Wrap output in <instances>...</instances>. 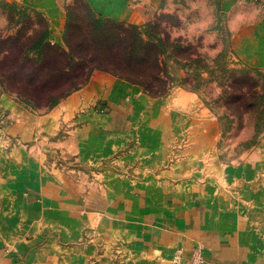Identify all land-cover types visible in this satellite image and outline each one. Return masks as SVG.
<instances>
[{
  "label": "crops",
  "instance_id": "crops-1",
  "mask_svg": "<svg viewBox=\"0 0 264 264\" xmlns=\"http://www.w3.org/2000/svg\"><path fill=\"white\" fill-rule=\"evenodd\" d=\"M22 1L43 13L50 40L62 43L74 1ZM84 1L98 18L136 25L184 17L204 41L225 35L236 64L264 69V4ZM241 11L248 15L234 24ZM198 98L178 88L155 99L102 70L44 112L2 94L11 121L0 119L10 141L0 139V264H88L101 243H120L123 264H193L197 247L202 264H264V140L236 165L212 157L208 110ZM186 133L191 144L180 149ZM49 147L105 172L112 161L135 162L136 176L109 175L101 190L87 189L49 164Z\"/></svg>",
  "mask_w": 264,
  "mask_h": 264
},
{
  "label": "rangeland",
  "instance_id": "rangeland-1",
  "mask_svg": "<svg viewBox=\"0 0 264 264\" xmlns=\"http://www.w3.org/2000/svg\"><path fill=\"white\" fill-rule=\"evenodd\" d=\"M73 1L72 6L79 16L87 17L85 1ZM37 11L22 0H0V38L11 37L17 34L18 30H39L42 23ZM196 22L197 20H194V23ZM124 27L126 30H136L138 37L146 42L155 41L160 44L163 62L162 77L167 91L164 94H158L157 91L150 92L144 86L137 84L143 92L155 99L162 98L178 88L198 94V104L208 110L205 122L211 129L208 133L211 140L208 141L205 136L201 138H206L210 143L208 146L209 151H212V157L229 165H236L260 146L264 140V69L236 64L227 50L228 43L225 35L219 36L216 43L211 40L204 41V38L195 32L200 28H192L189 20H182L180 16L162 14L143 25L124 22ZM59 44L65 45L64 40ZM2 48L3 45L0 43V51ZM247 77H253L252 83L259 94L255 100L254 97L250 99L254 102L250 109H247L245 100L238 94ZM233 82L237 86L232 87ZM237 87L238 91H236ZM2 94L14 98L27 109L44 112V110L33 109L24 98L5 91L0 78V96ZM7 116L0 107V119L3 117L2 120L4 119L5 122L11 121L10 118L7 121ZM1 125L0 120V128L3 129ZM4 127L8 125L4 124ZM8 134L0 130V139L9 141ZM6 135L8 137L5 138ZM8 141L5 143L8 144ZM190 141V134L186 133L178 148L188 146L191 144ZM46 154L49 164L68 173L75 182L79 184L84 182L87 189H90L93 183L95 188L101 190L108 181L107 177L110 179L109 175L119 179L124 177L132 179L136 176L135 162L124 167L118 161H112L104 166L109 171L105 172V168L100 166L94 168L74 158L73 155L62 153L58 148L49 147ZM98 247L99 254L92 257L88 264L124 263V251L120 243L112 245L101 243ZM192 256L193 264L204 263L201 247L195 248Z\"/></svg>",
  "mask_w": 264,
  "mask_h": 264
},
{
  "label": "trees",
  "instance_id": "trees-1",
  "mask_svg": "<svg viewBox=\"0 0 264 264\" xmlns=\"http://www.w3.org/2000/svg\"><path fill=\"white\" fill-rule=\"evenodd\" d=\"M84 7L85 18L74 6L68 7L65 45L50 40L48 20L40 11L39 30H18L11 37L0 38L4 90L24 98L33 109L47 111L85 86L96 70H102L164 94L160 44L142 40L136 30H126L124 22L96 17L86 2ZM252 81L253 77H247L237 92L247 109L254 105L250 99L259 95Z\"/></svg>",
  "mask_w": 264,
  "mask_h": 264
},
{
  "label": "clouds",
  "instance_id": "clouds-1",
  "mask_svg": "<svg viewBox=\"0 0 264 264\" xmlns=\"http://www.w3.org/2000/svg\"><path fill=\"white\" fill-rule=\"evenodd\" d=\"M237 3H239V0H237ZM246 15H248V13H246V12H243V11H241V12H237V14H236V16H235V18H234V20H233V23H234V24L242 23L243 20H244V17H245ZM180 18H181L182 20L184 19V17H180Z\"/></svg>",
  "mask_w": 264,
  "mask_h": 264
},
{
  "label": "built area",
  "instance_id": "built-area-1",
  "mask_svg": "<svg viewBox=\"0 0 264 264\" xmlns=\"http://www.w3.org/2000/svg\"><path fill=\"white\" fill-rule=\"evenodd\" d=\"M244 2H254L264 4V0H243Z\"/></svg>",
  "mask_w": 264,
  "mask_h": 264
}]
</instances>
